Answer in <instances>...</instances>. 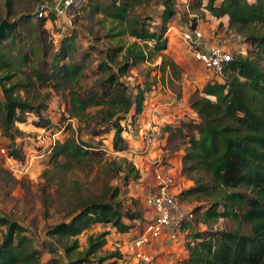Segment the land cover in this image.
Segmentation results:
<instances>
[{
	"label": "trees",
	"instance_id": "trees-1",
	"mask_svg": "<svg viewBox=\"0 0 264 264\" xmlns=\"http://www.w3.org/2000/svg\"><path fill=\"white\" fill-rule=\"evenodd\" d=\"M150 1L108 0L107 5L93 8V14L117 22L124 28L123 33L134 39V43L125 48L112 50L113 56L123 52L122 63L116 72L110 64L113 62L110 56L98 65V70L106 74L101 83L103 94L100 98L75 91L85 66L69 60L71 47L67 40L62 41L60 50L47 65L48 50L42 39V28L46 21L54 20L52 12L46 18H37L36 14L20 16L17 27L1 36L0 131L10 141L9 157L23 160L22 148L16 143L21 132L15 124L25 123L27 115L37 117L35 126L50 130L41 113L46 105L33 104L26 98L36 84L48 85L55 92L60 91V87L68 91L70 119L81 122L88 108H100L101 126H111L112 152L122 153L129 149L119 116L132 113V119L138 120L144 113L151 90L149 85L145 86L146 90L137 87L136 94L131 96L129 88L120 79L138 64L157 58H161L158 69L162 76L178 77L181 73L180 66L163 54L168 45V25L175 15L173 0H161V22L154 29L142 19L129 16L136 7ZM218 1L199 0L197 4L214 19L227 17L229 27L243 35L262 65L249 56L232 58L225 65L222 81L207 82L189 100L195 121L184 123L174 132L169 131V137L176 136L186 145L180 174L194 184L181 191L177 199L180 203L210 200L203 213L207 226L227 217L238 223V229L232 232L195 233L189 228L184 245L186 257L180 264H264V34L260 35L256 30L246 33L247 27L264 26V0ZM4 5L8 7L9 2ZM196 25L193 23L190 30ZM19 31L32 40L28 52L18 48ZM65 59L68 60L66 63ZM25 67H31L29 74L24 72ZM18 74L23 78L15 79ZM90 149L87 143L69 137L51 149L50 162L54 167L63 164L69 170L97 155ZM110 164L115 166V172L125 174L126 184L138 179L134 166L127 160H115ZM119 192L118 188H112L108 198L83 201L79 211L67 223L62 222L49 231L52 238L73 240L65 247L68 258L71 256L68 264H104L108 259L118 257L111 254L97 261L89 260L105 246L104 234L88 236L84 253L76 256L72 253L77 249L76 238L95 225H109L117 234L126 235L136 227L130 224L131 221H142L139 210H126L119 200ZM244 225H249L247 234L242 233ZM0 228V264H59V260L41 261L43 250L35 247L29 230L18 222L0 217ZM46 246L50 253L57 252L49 243Z\"/></svg>",
	"mask_w": 264,
	"mask_h": 264
},
{
	"label": "rangeland",
	"instance_id": "rangeland-1",
	"mask_svg": "<svg viewBox=\"0 0 264 264\" xmlns=\"http://www.w3.org/2000/svg\"><path fill=\"white\" fill-rule=\"evenodd\" d=\"M6 1L9 2L8 7L4 5ZM58 1L0 0V29L10 30L17 24V19L20 16H33L40 6L47 10L46 16L48 17L50 10L56 6ZM84 1L78 11H73L69 15L55 16L54 20L46 21L42 28V39L48 50L47 65H50L52 58L60 50L62 41L67 40L71 47L69 60L74 64L85 66L83 74L77 80L78 84L74 87L75 91L78 90L81 95L87 93L100 98L103 94L101 83L106 74L98 70V65L102 61L109 60L110 56L113 60L110 64L116 72L117 67L122 63L123 52L113 56L112 50L125 48L134 43V39L126 32L123 33L124 28L117 22L105 19L102 15L93 14L94 7L107 5L108 0ZM173 3L175 15L168 25L169 30L166 35L168 45L163 54L180 66L181 73L178 77H170L167 74L162 76L158 69L161 65V58L138 64L120 79L125 87L129 88L128 92L131 93V96L136 94L137 87L146 90L145 86L149 85L151 90L149 93L156 91L165 101L183 104L181 100L185 98L189 103L196 91L201 90L207 82L215 80L205 67L195 60L186 43L180 38V33L190 30L193 23H196V27L201 30L202 41L206 46L218 44L228 51L231 58L249 56L259 62L255 58L253 48L246 43L243 35L235 32V29H231L226 22L217 23L218 20L212 18L203 6H198L199 0H173ZM204 3L206 4V1ZM161 13V0H151L145 5L136 7L129 16L133 19H142L146 25L154 29L160 25ZM252 30H256L260 35L264 34V26L247 27L246 33ZM19 32L20 35L16 39L18 48H21L23 52H28L32 40L21 31ZM67 61L65 59L64 63ZM259 64L262 65V62ZM30 70L31 67L24 68L26 74H29ZM182 74L187 75L186 80L183 79ZM22 78V74L15 77L17 80ZM47 86L36 84V87L31 89L26 98L33 104L43 103L46 105V109L41 113L44 120L49 123L50 130H43L41 127L35 126L38 119L31 114L26 116L25 123L15 124L21 132L16 143L22 148L23 160L27 162L28 167L30 166L29 172L25 175L13 174L6 161L0 158V217L16 221L29 230L35 247L43 250L42 262H49L53 259L59 260V264H68L71 256L68 258L65 247L70 246L73 240H58L50 237L48 233L56 225L62 222L67 223L79 211L83 201L108 198L111 189L118 188L120 191L119 200L124 203L126 210L137 209L143 215L142 221L130 222L136 226L130 232L135 235L136 230L143 228L144 223L151 216L145 199L156 187L157 183L154 178L156 169L163 166L175 169L176 173L170 176L174 178L178 193L193 187L194 184L187 177L181 176V163L179 164L181 158L176 154L174 165L169 162L170 159H164L157 154H154L155 157L152 158V152L149 155L152 145L169 152L181 149L185 152L186 145L176 136L172 138L161 136L160 131L168 124L151 118L153 113H149L150 101L148 102V97L144 104V113L138 120L132 119V113L119 116L120 125L123 128L122 135L128 142L129 149L122 153H114L111 149L113 141L111 126L110 124L101 126L100 108H88L87 115L81 122L70 119L67 112L68 91L60 87L61 90L55 92ZM183 89L187 90L188 98L185 94L182 95ZM20 95L24 94L20 93ZM187 103L183 105L186 106ZM186 113V119L181 120L180 123L169 124L181 127L185 122L195 121L194 114ZM64 125V131L59 136L60 141L73 137L80 143L81 141L87 143L91 147L90 150L97 154L69 170L63 164L54 167L50 162L51 153L44 156L43 159L34 158L37 150H41V153L44 152V149L51 150L52 134L58 130V126ZM9 146L10 141L2 136L0 131V147L8 148ZM115 160L119 162L127 160L131 163L138 179L131 180L126 184L125 174L115 172V166L110 164ZM125 167L123 166V169ZM181 204L185 211L194 215V219L188 223L187 227L195 233L220 230L232 232L238 229V223L232 217L220 218L207 226L203 221V213L210 204L208 199L186 200ZM249 230V225H244L242 233L247 234ZM101 234L105 235V246L98 254L89 257L91 262L107 258L111 254H117L118 257L108 259L104 264H141L126 254L124 246L130 234L124 236L117 234L109 225L105 227L95 225L77 237V249L73 251L72 256L84 253L88 236L95 237ZM47 243L53 246L57 252L50 253L46 246ZM158 244L163 243L153 244L148 249L153 264H180L186 257H183L184 249H180L179 254L172 250L167 252L151 251L153 247H158Z\"/></svg>",
	"mask_w": 264,
	"mask_h": 264
},
{
	"label": "built area",
	"instance_id": "built-area-1",
	"mask_svg": "<svg viewBox=\"0 0 264 264\" xmlns=\"http://www.w3.org/2000/svg\"><path fill=\"white\" fill-rule=\"evenodd\" d=\"M84 2V0H59L56 6L50 10V13L52 12L54 17L69 15L73 11H78ZM46 12L47 10L40 6L35 14L37 18H46ZM180 38L186 43L195 60L201 63L214 77V81H222L225 65L232 59L228 51L218 44L206 47L202 41V32L198 27L181 32ZM182 77L184 80L187 79L186 74H182ZM64 128L65 125L58 126V130L52 134L51 149L59 142H63L60 141L59 136L63 133ZM37 151L34 156L35 159H43L44 156L51 153L49 149H44L43 153L41 150ZM22 156H24L23 153ZM0 158L6 161L13 174L25 175L29 172L30 166L28 167L27 162L9 157L8 149L5 147H0ZM162 168L156 169L154 176L157 183L156 187L145 199L151 216L146 220L143 228L136 230L135 235L130 233L133 230L128 233L130 236L124 246L127 256L141 264H153V259L148 253L150 246L157 243L174 244L182 235L188 233L189 227L187 225L194 219V215L185 211L177 199L179 193L174 178L170 176L171 174L164 172Z\"/></svg>",
	"mask_w": 264,
	"mask_h": 264
},
{
	"label": "crops",
	"instance_id": "crops-1",
	"mask_svg": "<svg viewBox=\"0 0 264 264\" xmlns=\"http://www.w3.org/2000/svg\"><path fill=\"white\" fill-rule=\"evenodd\" d=\"M220 21H223L224 23H228V18H223L221 20H218V22ZM207 47V46H206ZM181 86V84H180ZM187 90L186 89H183V92H182V95H186V97L188 98V94L186 92ZM0 98H1V94H0ZM150 101V107H149V113H153L151 115V118H154V120L160 122L162 121L163 123H167L168 126L167 127H164V125H162L164 127V131L161 130L160 133H161V136H166V138L169 136V131H172L173 132L175 130H178L180 128V126H175L174 125H170L169 123L172 124L173 123H180L181 120L183 119H186L185 116L187 115L186 112H190L192 114L195 115V112L190 108V105L189 103L186 102L185 98H183L181 100V102L184 104V103H187V105H183V104H180L178 102L174 103L173 101H165L161 98V94L159 95L158 92L156 91H152L149 93L148 95V102ZM173 104V106H172ZM159 108V109H158ZM166 108V109H165ZM158 110V111H157ZM168 111L166 114L165 112ZM159 112V114H158ZM164 112V114H163ZM154 113H155V117H154ZM196 117V115H195ZM189 121V120H188ZM186 123V122H185ZM171 127V128H170ZM176 127H179L176 129ZM168 145V143H167ZM159 146V145H157ZM157 149V150H156ZM165 150V151H164ZM160 149V148H157L156 145H152V147L150 148V151H149V155H150V152H152V158H154L155 156H153L154 154H157L159 155L160 157L162 158H166V159H170L169 162L174 165L175 164V157L177 158V156H179V158H182L183 154H184V151L181 149L179 151H167L166 149ZM174 152V153H173ZM169 154V155H167ZM177 156H176V155ZM179 164L181 163V159H179ZM179 167V166H178ZM162 170L164 172H167L169 174H175V169L173 168H170V167H167V166H163ZM187 236L188 234L186 233L185 235H182L174 244H158V247H153L151 249V251H155V252H161V251H174L176 252L177 254H179V250L180 249H184V253H183V257L186 256V249H185V242L187 241ZM160 259V258H159Z\"/></svg>",
	"mask_w": 264,
	"mask_h": 264
},
{
	"label": "water",
	"instance_id": "water-1",
	"mask_svg": "<svg viewBox=\"0 0 264 264\" xmlns=\"http://www.w3.org/2000/svg\"><path fill=\"white\" fill-rule=\"evenodd\" d=\"M16 27V24L14 25V27H12L10 30L4 28V29H0V38L4 33H11Z\"/></svg>",
	"mask_w": 264,
	"mask_h": 264
}]
</instances>
